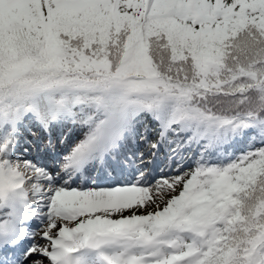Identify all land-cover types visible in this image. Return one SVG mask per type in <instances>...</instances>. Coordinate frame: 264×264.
<instances>
[{"label": "snow or ice", "instance_id": "obj_1", "mask_svg": "<svg viewBox=\"0 0 264 264\" xmlns=\"http://www.w3.org/2000/svg\"><path fill=\"white\" fill-rule=\"evenodd\" d=\"M0 264H264V0H0Z\"/></svg>", "mask_w": 264, "mask_h": 264}]
</instances>
